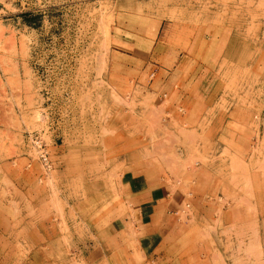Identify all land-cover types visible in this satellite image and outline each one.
<instances>
[{
	"label": "rangeland",
	"instance_id": "obj_1",
	"mask_svg": "<svg viewBox=\"0 0 264 264\" xmlns=\"http://www.w3.org/2000/svg\"><path fill=\"white\" fill-rule=\"evenodd\" d=\"M183 262L264 264V0H0V264Z\"/></svg>",
	"mask_w": 264,
	"mask_h": 264
},
{
	"label": "crops",
	"instance_id": "obj_2",
	"mask_svg": "<svg viewBox=\"0 0 264 264\" xmlns=\"http://www.w3.org/2000/svg\"><path fill=\"white\" fill-rule=\"evenodd\" d=\"M150 182L132 187L129 207L144 255L154 258L159 254L158 246L166 247L175 227L181 225L182 199L175 196L170 186ZM171 251L165 250L158 256L170 255Z\"/></svg>",
	"mask_w": 264,
	"mask_h": 264
},
{
	"label": "built area",
	"instance_id": "obj_3",
	"mask_svg": "<svg viewBox=\"0 0 264 264\" xmlns=\"http://www.w3.org/2000/svg\"><path fill=\"white\" fill-rule=\"evenodd\" d=\"M35 141H36L37 143H39L38 146H39V148H40V149H39V152H40V155H39L40 160H42V162H43L46 166H50V165H49L48 153L45 151V149L42 148L41 141L38 140V139H36Z\"/></svg>",
	"mask_w": 264,
	"mask_h": 264
}]
</instances>
